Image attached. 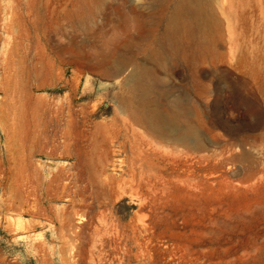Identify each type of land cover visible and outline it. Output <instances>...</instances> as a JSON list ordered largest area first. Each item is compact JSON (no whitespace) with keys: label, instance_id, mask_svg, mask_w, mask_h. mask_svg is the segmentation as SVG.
I'll return each instance as SVG.
<instances>
[{"label":"rangeland","instance_id":"1","mask_svg":"<svg viewBox=\"0 0 264 264\" xmlns=\"http://www.w3.org/2000/svg\"><path fill=\"white\" fill-rule=\"evenodd\" d=\"M0 264H264V0H0Z\"/></svg>","mask_w":264,"mask_h":264},{"label":"bare ground","instance_id":"2","mask_svg":"<svg viewBox=\"0 0 264 264\" xmlns=\"http://www.w3.org/2000/svg\"><path fill=\"white\" fill-rule=\"evenodd\" d=\"M183 2V1H182ZM184 3V2H183ZM192 11V10H191ZM190 11V12H191ZM180 13V12H179ZM191 18V17H190ZM185 19V18H184ZM186 20V19H185ZM184 20V21H185ZM194 20V19H193ZM199 20V19H198ZM178 24V23H177ZM183 24V23H182ZM186 24V23H185ZM179 25V24H178ZM184 25V24H183ZM192 26H193V24H192ZM183 28H181V30H182ZM195 30V29H194ZM195 35V34H194ZM205 35V34H204ZM178 36V35H177ZM202 37V36H201ZM196 38V37H195ZM194 39V38H193ZM204 39H206V38H204ZM178 41V40H177ZM196 41V40H195ZM203 41V40H202ZM210 41V40H209ZM163 42V41H162ZM189 42H190V40H189ZM184 43V42H183ZM212 44V43H211ZM154 46V45H153ZM180 46V45H179ZM195 47V46H194ZM165 48V47H164ZM188 48V47H187ZM191 50H192V48H191ZM177 52V51H176ZM191 52V51H190ZM187 53H188V51H187ZM166 54V53H165ZM178 54V53H177ZM178 56H179V54H178ZM177 57V56H176ZM180 58V57H179ZM195 61V60H194ZM138 66V65H137ZM142 71V70H141ZM136 72V71H135ZM139 73V72H138ZM18 75V74H17ZM136 76V75H135ZM17 79V78H16ZM127 79H129V78H127ZM144 78H142V80H143ZM152 79V78H151ZM19 84V83H18ZM136 86H139V85H136ZM148 86V85H147ZM31 87V86H30ZM144 87V86H143ZM146 87V86H145ZM136 88V87H135ZM147 88V87H146ZM149 88H150V86H149ZM134 89V88H133ZM150 90V89H149ZM133 91V90H132ZM20 92V91H19ZM138 93H140V92H138ZM141 93H143V92H141ZM149 95V94H148ZM133 96H135L136 97V95H133ZM13 97V96H12ZM128 97V96H127ZM126 97V98H127ZM150 97V96H149ZM145 98H147V97H145ZM137 99V98H136ZM130 100V99H129ZM150 100V99H149ZM131 101V100H130ZM137 101V100H136ZM172 101V100H171ZM175 101H177V100H175ZM141 102V101H140ZM139 102V103H140ZM148 103V102H147ZM178 103V102H177ZM35 104V103H34ZM129 104V103H128ZM135 104V103H134ZM149 105V104H148ZM151 105V104H150ZM177 105V104H176ZM131 106V105H130ZM147 107V106H146ZM174 107V106H173ZM35 108V107H34ZM132 108V107H131ZM148 108V107H147ZM180 108V107H179ZM33 109V108H32ZM145 109V108H144ZM176 109V108H175ZM132 110V109H131ZM147 110V109H146ZM152 110V109H151ZM43 111V110H42ZM62 111V110H61ZM134 111V110H133ZM147 111H149V110H147ZM180 111V110H179ZM55 112V111H54ZM139 112V111H138ZM140 112H142V111H140ZM145 112V111H144ZM137 113V112H136ZM146 113V112H145ZM136 115V114H135ZM138 115V114H137ZM140 115V114H139ZM138 115V116H139ZM54 116H55V114H54ZM173 116V115H172ZM174 116H176V115H174ZM140 118V117H139ZM54 119V118H53ZM55 120V119H54ZM57 121V120H56ZM61 121V120H60ZM64 121H66V119L64 120ZM63 121V122H64ZM154 127H156L158 130H160V131H166V130H168L167 129V122L160 116V115H157L156 113H153V114H151V115H149V120H148ZM58 122V121H57ZM57 124V123H56ZM62 124V123H61ZM65 123H63L62 125H64ZM59 126H60V124H59ZM62 129H63V127H62ZM170 133V132H169ZM66 136V135H65ZM181 140V139H180ZM20 226H21V224H20Z\"/></svg>","mask_w":264,"mask_h":264}]
</instances>
